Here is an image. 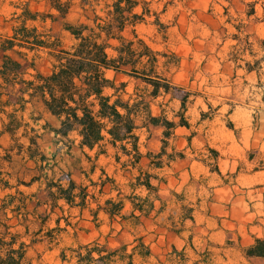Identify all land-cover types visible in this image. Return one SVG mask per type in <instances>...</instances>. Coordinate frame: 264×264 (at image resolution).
<instances>
[{"label":"rangeland","instance_id":"rangeland-1","mask_svg":"<svg viewBox=\"0 0 264 264\" xmlns=\"http://www.w3.org/2000/svg\"><path fill=\"white\" fill-rule=\"evenodd\" d=\"M114 1L89 0L85 11L81 0H74L66 19L28 25L51 30L64 48H70L75 40L64 30V23L90 24L89 18L94 14L105 17ZM138 1L140 5L134 13L141 14L146 9L149 14L134 27L135 33L164 55L159 57L158 71L162 76L192 93L183 110L181 101L172 99V95L152 99L153 88L141 80L112 71L107 74L122 100L134 103L143 96L150 102L153 116L175 123L184 117L190 125L178 127L169 141L166 153L175 157L173 161L166 155L163 165L156 167L144 157L138 165L153 177L151 183L161 200L154 201L155 210L149 218H142L140 225L132 219L110 222L103 212L99 222H95L89 210L82 215L79 209H70L60 201L45 231L55 228L58 219L65 231L58 235L55 244L37 246L29 255L36 264H75L63 263L61 250L99 240L110 249L127 245L128 254L141 243L149 247L152 255L142 257L140 253L146 249L140 247L134 264H264V259L247 258L244 253L256 238H264V0ZM25 4L34 12L58 16L50 10L48 0H0L1 33H11L20 24L17 17ZM253 7L255 13L248 16ZM132 29L124 33L130 39L134 37ZM40 57L37 70L50 74V60L45 53ZM39 118L35 123L33 119ZM24 119L41 135L40 149L50 158L49 166H55L57 176L63 170L70 172L78 183L90 185V180L105 178L104 172L116 182L120 197H148L144 187H132L140 174L138 168L130 164L124 167L128 156L107 142L103 147L107 154L97 158L99 148H79L76 134L62 138L43 129L46 124L59 128L60 120L38 102L28 106ZM138 126L140 152L145 156L161 153L164 129L144 127L140 121ZM20 142L28 144L25 138ZM11 144L9 135L0 137L2 148L8 149ZM2 148L0 155L4 154ZM14 160L10 165L0 160V171L4 173L0 177L11 185L17 184L16 172L26 165L20 157ZM53 171L46 169L45 173L52 176ZM39 186H21L20 190L35 193ZM89 190L101 204L109 198L118 200L119 191H112L111 185H107L104 195L98 193L99 188ZM14 192L0 190V197ZM131 211L127 201L123 213L129 215ZM16 223L14 220L13 224Z\"/></svg>","mask_w":264,"mask_h":264},{"label":"trees","instance_id":"trees-1","mask_svg":"<svg viewBox=\"0 0 264 264\" xmlns=\"http://www.w3.org/2000/svg\"><path fill=\"white\" fill-rule=\"evenodd\" d=\"M73 1L48 0L50 10L57 12L58 16L54 13L34 12L25 4L17 17L20 24L13 27L11 33L0 32V136L9 135L12 141L8 149L0 146L4 152L0 160L10 165L14 156L25 154L27 160L35 165H24L16 172V185L0 177V190H15L4 198L0 197V264H36L29 255L30 250H36L40 245L55 244L58 235L65 231L60 226V219L56 221L55 228L45 231L51 215L60 207V201L70 209H79L82 215L85 210H89L95 222H99L100 213L103 212L110 222L121 218L120 222L132 219L134 224H142L141 219L149 218L155 210L154 201L161 199L158 189L151 183L153 177L138 165L147 157L152 165L161 167L175 130L178 127H190L184 117L175 123L153 116L150 102L143 96L134 103L122 100L117 94L119 89L115 82L107 77L108 72L112 71L116 75L123 74L141 80L153 88L150 94L152 99L162 94L172 95V99L181 101L183 110L192 96L191 92L162 76L158 71L159 57L164 55L154 51L135 33L134 27L149 14L146 9L141 14L134 13L140 5L138 0H115L108 7L105 17L94 14L92 19L89 18L90 24L64 23V30L75 40L70 48H64L60 38L51 30L28 25L29 22L45 24L48 19L53 22L58 18L66 19ZM81 2L86 11L85 6L89 0ZM254 13L253 7L247 15ZM129 28H133V39L124 35ZM42 53L47 55L52 64L48 75L36 67ZM30 71L34 73L30 74ZM107 90H113L114 93L109 95ZM34 102L41 103L48 113L60 120L59 128L46 124L43 129L62 138L76 134L79 148H88L90 151L99 148L97 158L107 154L103 148L105 142L128 156L123 166L130 164L140 172L132 187H144L149 192L148 197H120L116 182L104 172L105 178L100 177L97 182L90 180V185L78 183L70 172L65 173L63 170L57 176L53 171L55 166H49L50 158L40 149L38 140L41 135L24 119L28 106ZM33 120L36 123L40 118ZM138 121L144 127L152 125L164 129L161 153L145 156L140 152L139 136L136 133L139 129ZM21 138L27 139L28 144L21 143ZM167 156L170 161L175 158ZM180 157L183 158V155ZM117 161L120 162V157H117ZM46 169L53 171L52 176L45 173ZM94 170L95 167H92V173ZM3 174L0 171V176ZM27 177L29 180H26ZM35 184H40L35 193L28 194L20 190L21 186L29 188ZM107 185H111L112 191H119L118 200L109 198L101 204L89 188H99L98 193L104 195ZM127 201L132 206L129 215L123 213ZM92 204L97 207L92 208ZM161 212L162 208L157 211L156 217ZM9 213L13 216L9 217ZM14 220H17L16 224H13ZM140 247L146 249L145 253H140L142 257L152 255L149 247L143 243L128 254L127 245L110 249L108 244L94 240L62 249L60 258L63 263L75 261V264H134ZM244 253L247 258L264 259V238H256Z\"/></svg>","mask_w":264,"mask_h":264},{"label":"crops","instance_id":"crops-1","mask_svg":"<svg viewBox=\"0 0 264 264\" xmlns=\"http://www.w3.org/2000/svg\"><path fill=\"white\" fill-rule=\"evenodd\" d=\"M54 117V116H53ZM56 118V117H55ZM58 119V118H57ZM5 136V134L4 135H2V136H0V137H4ZM78 142H79V140H78ZM79 147V146H78ZM85 149V148H84ZM83 149V150H84ZM15 157H20L24 162H26L25 164H26V166H27V163H33L32 161H28L27 160V157H26V155L25 154H23L22 156H14L13 157V162L15 161L14 159H15ZM13 164V163H12ZM34 164V163H33Z\"/></svg>","mask_w":264,"mask_h":264}]
</instances>
